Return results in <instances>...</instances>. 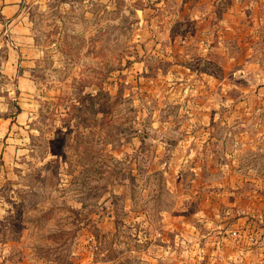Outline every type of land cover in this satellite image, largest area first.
Listing matches in <instances>:
<instances>
[{
  "label": "rangeland",
  "instance_id": "374dc122",
  "mask_svg": "<svg viewBox=\"0 0 264 264\" xmlns=\"http://www.w3.org/2000/svg\"><path fill=\"white\" fill-rule=\"evenodd\" d=\"M20 7L39 58L20 94L0 14V264H264L228 206L229 171L264 196V0Z\"/></svg>",
  "mask_w": 264,
  "mask_h": 264
},
{
  "label": "crops",
  "instance_id": "0c3cea01",
  "mask_svg": "<svg viewBox=\"0 0 264 264\" xmlns=\"http://www.w3.org/2000/svg\"><path fill=\"white\" fill-rule=\"evenodd\" d=\"M22 0H9L7 3H4L0 7V14L5 18L6 20L10 19L11 21H17L14 23L13 28L14 32L17 34L18 38L21 40L22 45H19L18 48H15L12 51L15 53L13 57L11 56V53L7 51V56H6V64H11L10 62L11 59H14L15 61V68L13 70V76L15 75L16 77V88L20 92V94L25 93L29 94L32 93L36 87L34 81L29 77L27 72L23 69L24 66L23 64L25 61H31L35 62L37 58H39L38 50L35 49L32 46V39L30 36H28L26 26L21 23L19 20L21 17V7L20 3ZM17 63V64H16ZM12 75V74H11ZM238 107L234 116L232 119L239 120V122L246 123L248 121L247 115L249 114V110L247 108H250L251 103H238ZM18 105V104H17ZM257 105V104H256ZM19 106V105H18ZM260 106V105H258ZM255 106V109L256 107ZM23 111L19 113L18 115L15 116L17 118L18 116L22 115ZM14 119V118H13ZM11 122V121H10ZM259 123L263 125V130L262 127L258 129L259 134H261L264 137V119L261 121V118H259ZM12 124V123H10ZM234 171V170H233ZM228 174L229 177V188L231 189L232 197L228 200V206L230 212H236L237 210H241V219H237V222L241 229L244 228L245 226L241 224H247V223H257V230L259 234H264V196L261 195V192H253L252 198L249 199L251 201V208L247 206L246 203H243L242 200V195H241V190L239 191L238 189H241L246 181V178L240 174H232L231 172ZM258 189L263 190L264 193V180H262L261 183H259ZM257 188V187H256ZM254 206V207H253ZM247 208H249L247 211H245ZM245 209V210H243ZM250 211V212H249ZM259 225H262V229L259 228ZM236 227V228H237ZM247 228V227H246ZM239 229V228H238ZM239 231V230H238ZM245 233L244 230H240ZM247 231V230H246ZM232 232H236V230H233Z\"/></svg>",
  "mask_w": 264,
  "mask_h": 264
},
{
  "label": "trees",
  "instance_id": "16d2710c",
  "mask_svg": "<svg viewBox=\"0 0 264 264\" xmlns=\"http://www.w3.org/2000/svg\"><path fill=\"white\" fill-rule=\"evenodd\" d=\"M102 92H99L97 95H101ZM15 111L13 112L12 115H4L2 116L3 119H8V118H14L16 115L22 112V109L16 104L14 105Z\"/></svg>",
  "mask_w": 264,
  "mask_h": 264
},
{
  "label": "built area",
  "instance_id": "2783aa9c",
  "mask_svg": "<svg viewBox=\"0 0 264 264\" xmlns=\"http://www.w3.org/2000/svg\"><path fill=\"white\" fill-rule=\"evenodd\" d=\"M233 235H235V233H233Z\"/></svg>",
  "mask_w": 264,
  "mask_h": 264
}]
</instances>
